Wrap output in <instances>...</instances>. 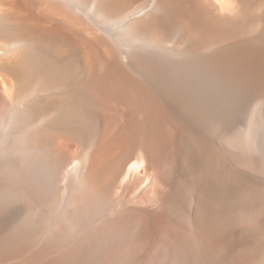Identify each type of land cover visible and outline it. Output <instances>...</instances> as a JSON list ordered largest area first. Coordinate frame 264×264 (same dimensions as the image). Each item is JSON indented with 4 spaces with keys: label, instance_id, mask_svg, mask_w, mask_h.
<instances>
[{
    "label": "bare ground",
    "instance_id": "bare-ground-1",
    "mask_svg": "<svg viewBox=\"0 0 264 264\" xmlns=\"http://www.w3.org/2000/svg\"><path fill=\"white\" fill-rule=\"evenodd\" d=\"M0 264H264V0H0Z\"/></svg>",
    "mask_w": 264,
    "mask_h": 264
}]
</instances>
